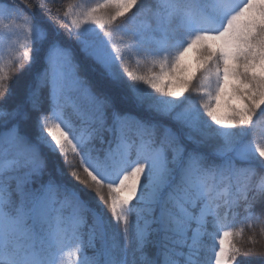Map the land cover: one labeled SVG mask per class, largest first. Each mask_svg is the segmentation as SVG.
I'll return each instance as SVG.
<instances>
[{
	"label": "snow or ice",
	"instance_id": "snow-or-ice-1",
	"mask_svg": "<svg viewBox=\"0 0 264 264\" xmlns=\"http://www.w3.org/2000/svg\"><path fill=\"white\" fill-rule=\"evenodd\" d=\"M0 31V264H264V0H0Z\"/></svg>",
	"mask_w": 264,
	"mask_h": 264
},
{
	"label": "trees",
	"instance_id": "trees-1",
	"mask_svg": "<svg viewBox=\"0 0 264 264\" xmlns=\"http://www.w3.org/2000/svg\"><path fill=\"white\" fill-rule=\"evenodd\" d=\"M80 2L84 3H91L93 0H80ZM135 11V9L133 10ZM13 38H20L19 35L16 37H12L5 33L4 31H0V52H3L6 50V41L13 39ZM6 58V57H5ZM140 64V70H144V64L145 61L141 59L139 61ZM132 66L136 67V61H132ZM255 132L257 135L264 133V113H260L258 110V115L255 117ZM249 137H246V139ZM259 211V209H257ZM242 215V214H241ZM261 224H256L254 227L250 228L248 226V222L243 221L241 217H237L235 222H231V231L235 232H241V235L238 237H235V240L238 243H243L246 247H250L251 245L248 244L249 237L253 236L255 233V238L257 240H261ZM209 231H213L212 229H209ZM261 242H264V240H261ZM259 246V245H258ZM214 248H213V240L211 237H205L204 239V248L201 251L200 258L202 261L205 262V264H214Z\"/></svg>",
	"mask_w": 264,
	"mask_h": 264
},
{
	"label": "rangeland",
	"instance_id": "rangeland-1",
	"mask_svg": "<svg viewBox=\"0 0 264 264\" xmlns=\"http://www.w3.org/2000/svg\"><path fill=\"white\" fill-rule=\"evenodd\" d=\"M190 55H192V54H190Z\"/></svg>",
	"mask_w": 264,
	"mask_h": 264
}]
</instances>
